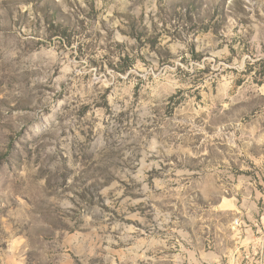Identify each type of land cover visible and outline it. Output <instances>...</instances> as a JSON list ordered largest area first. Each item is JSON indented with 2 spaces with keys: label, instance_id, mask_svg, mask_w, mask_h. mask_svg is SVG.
<instances>
[{
  "label": "rangeland",
  "instance_id": "374dc122",
  "mask_svg": "<svg viewBox=\"0 0 264 264\" xmlns=\"http://www.w3.org/2000/svg\"><path fill=\"white\" fill-rule=\"evenodd\" d=\"M0 264H264V0H0Z\"/></svg>",
  "mask_w": 264,
  "mask_h": 264
}]
</instances>
